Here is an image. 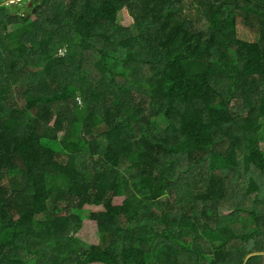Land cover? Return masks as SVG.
Segmentation results:
<instances>
[{
  "label": "trees",
  "instance_id": "obj_1",
  "mask_svg": "<svg viewBox=\"0 0 264 264\" xmlns=\"http://www.w3.org/2000/svg\"><path fill=\"white\" fill-rule=\"evenodd\" d=\"M5 1L0 264H264V243L249 249L264 238V0H198L196 21L181 0H77L79 17L63 0ZM242 180L250 210L233 201ZM173 191L206 208L176 235ZM138 219L163 228H127Z\"/></svg>",
  "mask_w": 264,
  "mask_h": 264
},
{
  "label": "rangeland",
  "instance_id": "obj_2",
  "mask_svg": "<svg viewBox=\"0 0 264 264\" xmlns=\"http://www.w3.org/2000/svg\"><path fill=\"white\" fill-rule=\"evenodd\" d=\"M16 1V3H19L21 1L19 0H9V1H5L6 3H14ZM23 1V0H22ZM67 7L70 9V13L71 16L73 17H79L80 14H82L81 8L79 7V5L77 4V0H63ZM132 1H137V0H132ZM198 0H181V5L184 7L185 12L187 14H189V18H191L192 20L196 21L200 19V14L198 13V11H196V9H194V6L197 4ZM127 10V12H125L126 19H119V21H121V23H127L125 24L126 26L128 24H130V26H133V24L135 23L134 18H130L131 16V11L128 8H125ZM125 11V10H124ZM130 14V16H129ZM133 16V15H132ZM120 17H124V13L120 14ZM238 35L241 39L247 40V41H251V42H255L257 40V35L253 32L252 29L246 27L241 21L239 22L238 25ZM66 51H60V56L65 55ZM91 53H86L85 54V58L84 61L86 63L91 62ZM26 89V88H25ZM236 104V102L234 103V105ZM48 116L52 117V119H50V121L47 120H42V124H44L45 126L48 127H53L56 123L57 120V113L55 112V110L52 109L51 112H49L47 114ZM107 115H108V122L112 121L110 119H112L113 117V110L111 108H108L107 110ZM162 126H165L162 124ZM261 146L264 150V139L261 141ZM59 158H61V156H59ZM103 157L102 156H98L97 158H95L96 161L102 160ZM90 161H92V159H90ZM94 163V162H93ZM92 163V164H93ZM184 167H186V164H183ZM96 166L93 165V168H95ZM233 171V170H232ZM199 170H194L191 171L188 176L189 179L187 181V183L193 184L195 185L196 188L201 187L202 185V180L200 181H191L192 177H196L197 175L200 176L201 174L198 173ZM241 172H243V168H241V171H233V175L230 177L228 176L227 178H232V177H239ZM229 174V173H227ZM248 178V177H246ZM244 182L242 180V184L237 186V191H234L235 195H233V201H240L242 200V204L241 207L246 208L247 210H250L253 208V205L251 204V201L254 199V194L251 195H244L243 191L244 186H243ZM229 199V197H228ZM51 206V204H50ZM86 210L82 213H80V218H87L89 216L90 213L95 212L99 209H94L93 207H87L85 208ZM205 202L201 201V202H194L190 199L189 196H187L184 193L181 192H177V191H173L170 195H169V204L168 206L165 208V213L172 215V218L170 220V230L173 232L174 235L177 234V225H178V217L180 215H185V217L188 216H194L197 215V213H202L205 210ZM65 215V214H62ZM46 218V216L42 215V216H38L37 220L39 221H44ZM195 220L196 223L198 224L199 228L203 229L205 226V223H210L213 224L214 223V218H207V217H199V216H195ZM143 223H147L149 227H154L156 230L160 231L162 227V225L159 224L158 221H156L155 219H150V220H144V219H138L137 221H135L134 223L132 222L129 227H127L128 229H133L139 225H142ZM254 221L251 222V226L254 225ZM201 242V246L202 248L205 250L207 255H210L211 250L208 247V245L205 243L206 240L202 237H200L199 239ZM258 243H264V238L263 236H256L252 239V245L249 247L250 248H254V246ZM237 247H240L241 244L240 243H236ZM255 250V254L260 253V251H262V248H258V249H253ZM251 256V255H250Z\"/></svg>",
  "mask_w": 264,
  "mask_h": 264
},
{
  "label": "water",
  "instance_id": "obj_3",
  "mask_svg": "<svg viewBox=\"0 0 264 264\" xmlns=\"http://www.w3.org/2000/svg\"><path fill=\"white\" fill-rule=\"evenodd\" d=\"M19 1H22V0H19ZM31 7L33 6V4L30 5Z\"/></svg>",
  "mask_w": 264,
  "mask_h": 264
},
{
  "label": "clouds",
  "instance_id": "obj_4",
  "mask_svg": "<svg viewBox=\"0 0 264 264\" xmlns=\"http://www.w3.org/2000/svg\"><path fill=\"white\" fill-rule=\"evenodd\" d=\"M15 3H16V1H15Z\"/></svg>",
  "mask_w": 264,
  "mask_h": 264
}]
</instances>
